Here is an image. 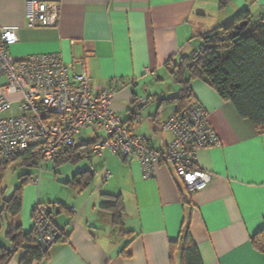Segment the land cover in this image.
Returning a JSON list of instances; mask_svg holds the SVG:
<instances>
[{
	"label": "crops",
	"instance_id": "1",
	"mask_svg": "<svg viewBox=\"0 0 264 264\" xmlns=\"http://www.w3.org/2000/svg\"><path fill=\"white\" fill-rule=\"evenodd\" d=\"M34 2L60 5L56 27L28 26ZM245 9L256 19L264 16V0H231L224 9L219 0H0V29L16 32L18 42L9 53L17 60L56 54L74 64V74L81 72L79 61L85 59L96 88H118L113 109L122 122L160 149L173 140L162 124L176 112L168 99L181 88L166 63L189 54L202 34ZM191 87L219 140V145L197 153L196 168L212 176L202 190L189 193L172 165L157 166L154 177L145 179L138 160L106 151L103 156H86L85 167L66 173V197L44 203L35 169L10 166L26 168L15 189L21 176L32 174L23 191L22 210L25 200L32 203L15 219L25 232L33 230L39 204L60 202L73 209L53 213L52 221L65 241L50 248L48 260L34 264H180L181 247L172 250L171 243L186 226L203 264H264V253L252 243L264 229V133L204 81L195 80ZM96 132L82 139L79 134L74 145L93 141L99 136ZM83 170L95 172L88 187L78 190L66 184ZM2 182L0 191L6 198L9 193ZM115 197L122 201L124 228L130 235L112 222L108 207ZM128 243L130 256L125 257L121 253ZM19 257L17 253L9 264H19Z\"/></svg>",
	"mask_w": 264,
	"mask_h": 264
},
{
	"label": "built area",
	"instance_id": "2",
	"mask_svg": "<svg viewBox=\"0 0 264 264\" xmlns=\"http://www.w3.org/2000/svg\"><path fill=\"white\" fill-rule=\"evenodd\" d=\"M32 5L30 28L58 25V3ZM17 42L14 30L0 29V80L4 79L0 83L2 158L15 160L30 152L42 167L74 145L84 129L93 127L102 134L93 146V155L103 156L109 151L138 160L145 179L154 177L157 166L172 165L176 178L189 193L210 184L212 176L196 168V156L201 149L219 145V140L207 111L199 103L193 102L165 120L162 129L170 132L173 140L155 149L147 137L135 135L114 111L118 88L102 90L93 85L85 59L79 61L81 72L71 74L74 64L65 63L60 55H34L20 60L11 57L9 50ZM109 177L106 172L105 178ZM33 231L36 243L44 248H51L60 237L47 205L35 207Z\"/></svg>",
	"mask_w": 264,
	"mask_h": 264
},
{
	"label": "trees",
	"instance_id": "3",
	"mask_svg": "<svg viewBox=\"0 0 264 264\" xmlns=\"http://www.w3.org/2000/svg\"><path fill=\"white\" fill-rule=\"evenodd\" d=\"M230 1L219 0L220 8H226ZM166 67L172 80L181 86L178 93L168 99L169 103L176 106L174 114L195 102L191 85L195 80H202L222 99L230 101L242 118L264 133V16L256 19L248 9L239 12L232 20L202 34L198 38V45L189 54L178 56L177 60L171 58ZM125 125L130 128L128 124ZM98 139L99 136L91 142L71 145L50 162H53L56 169L67 163L77 164L92 154ZM15 163L32 170L39 169L41 172L49 162L39 167V159L30 152L15 160H6L0 156V184L5 172ZM31 178L30 173L21 176L22 183L8 199L4 197L3 190L0 191V234L4 228L2 220L5 215L8 218L5 236L10 243V247L0 246V264H9L17 253H20L19 264H34L50 257V248L36 243L33 230L25 232L22 226L15 223L22 211L24 188ZM94 178L95 172L83 170L77 172L66 184L82 190L88 187ZM47 206L51 220L53 213L71 210L60 202ZM108 209L112 212L113 224L124 235H130L124 228V208L120 197H115L114 204ZM52 223L57 227L53 221ZM58 230L60 237L57 241H65V235L61 229ZM252 243L264 253V229L252 237ZM178 246L181 247L180 264H203L188 226L182 229L179 240L171 243L172 250ZM129 247L130 243L122 251V256H130L127 251ZM172 264H175L173 260Z\"/></svg>",
	"mask_w": 264,
	"mask_h": 264
},
{
	"label": "rangeland",
	"instance_id": "4",
	"mask_svg": "<svg viewBox=\"0 0 264 264\" xmlns=\"http://www.w3.org/2000/svg\"><path fill=\"white\" fill-rule=\"evenodd\" d=\"M4 79L0 80L3 81ZM145 97V96H142ZM9 114V113H8ZM6 114V115H8ZM96 129H94L95 131ZM93 127H89L87 129H84L80 134H82L80 139L83 137H90L94 135ZM97 135H102L100 131L97 130L96 132ZM84 135V136H83ZM17 165V164H16ZM12 166L10 167L6 172L3 177V182L2 185L3 187L6 188V191L9 194H6V199L11 197V192L13 193V190L15 189L16 182H18V176L20 173H22L23 170H26V168H19V166ZM47 165V166H46ZM43 171L41 173L39 170H35L34 172V177H39L40 179H37V190L39 195H41L42 202L48 203L49 201H55V199L59 197H66L67 194L69 193L68 190L66 189L63 181L65 178L66 173L71 172L73 169H79L83 168L86 165L85 160H81L77 164H72V163H67L56 169L53 165V163L46 164ZM39 181V182H38ZM24 196V193H23ZM32 202H26L24 203V209L22 210L23 214L25 215L28 210V205L31 204ZM22 214V215H23ZM55 217V216H53ZM3 223H4V228L0 234V246L4 247H10V243L7 239H5V234H6V226L8 222L7 216L3 215Z\"/></svg>",
	"mask_w": 264,
	"mask_h": 264
},
{
	"label": "water",
	"instance_id": "5",
	"mask_svg": "<svg viewBox=\"0 0 264 264\" xmlns=\"http://www.w3.org/2000/svg\"><path fill=\"white\" fill-rule=\"evenodd\" d=\"M247 25V24H246Z\"/></svg>",
	"mask_w": 264,
	"mask_h": 264
}]
</instances>
